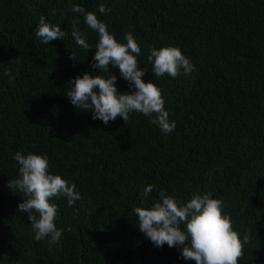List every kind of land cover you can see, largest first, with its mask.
<instances>
[{
	"label": "trees",
	"instance_id": "obj_1",
	"mask_svg": "<svg viewBox=\"0 0 264 264\" xmlns=\"http://www.w3.org/2000/svg\"><path fill=\"white\" fill-rule=\"evenodd\" d=\"M101 4L110 11L100 13ZM75 5L118 42L133 34L142 79L161 89L171 133L136 112L105 125L70 103L68 82L85 72H111L120 93L135 90L118 68H92L98 34ZM42 15L67 36L42 44ZM73 20L92 50L75 43ZM166 46L190 59L189 75H154L149 48ZM18 151L46 155L50 174L81 194L72 206L50 201L63 230L57 243L34 239L18 211L27 197L7 186L19 176ZM161 190L178 203L205 193L223 200V214L247 237L238 264H264V0H0V264H195L137 226L133 209L150 208Z\"/></svg>",
	"mask_w": 264,
	"mask_h": 264
},
{
	"label": "clouds",
	"instance_id": "obj_2",
	"mask_svg": "<svg viewBox=\"0 0 264 264\" xmlns=\"http://www.w3.org/2000/svg\"><path fill=\"white\" fill-rule=\"evenodd\" d=\"M71 11L82 14L88 28L98 34L92 68L100 72H109L110 66L111 69L118 68L120 76L135 90L120 93L116 87L117 77L111 72L107 77L85 72L82 77L68 82L71 89L66 96L70 103L78 110L92 112V119H99L105 125L115 121L118 116L126 124L129 114L136 112L148 117L162 133H171L176 125L174 121L169 122L161 89L153 82L142 79L145 71L140 69L137 60L141 48L133 34H125L126 43L118 42L95 13L79 5L73 6ZM98 11L103 14L110 9L101 4ZM79 23V20H73L71 36L80 48L92 50L93 45L88 43L84 33L77 27ZM38 25L35 35L42 44L47 45L67 36V32L62 31L59 25L46 22L43 15ZM69 58L77 59L74 53H70ZM147 60L153 65V73L157 78L164 75L177 78L182 73L189 75L194 70L190 59L174 46L159 49L150 47ZM4 74L11 75L9 70H5ZM14 159L19 165V176L9 180L7 186L12 192H20L27 197L19 204L18 211L27 213L36 241L47 239L49 243L59 242L63 230L58 229L54 222L57 206L50 201L63 197L72 206L81 199V194L76 191L74 183L69 185L60 175L50 174L46 155H25L18 151ZM152 191V185L144 188L142 202L147 200ZM223 208V200L212 198L210 193L195 194L186 203H178L161 190L159 200L150 208L135 207L133 211L138 217L139 230L156 247L165 244L170 248L178 247L181 256L185 260L195 261V264H238L247 237L241 241L233 229L231 218L223 214Z\"/></svg>",
	"mask_w": 264,
	"mask_h": 264
}]
</instances>
